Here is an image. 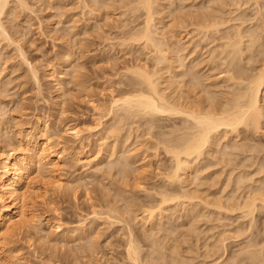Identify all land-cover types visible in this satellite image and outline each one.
Returning <instances> with one entry per match:
<instances>
[{
    "label": "rangeland",
    "instance_id": "rangeland-1",
    "mask_svg": "<svg viewBox=\"0 0 264 264\" xmlns=\"http://www.w3.org/2000/svg\"><path fill=\"white\" fill-rule=\"evenodd\" d=\"M8 1L10 5L8 3L7 7L5 8V11L2 13L3 16H1V20L3 21L4 25L5 23L7 25V26L5 25V28L9 32L8 34L10 36L2 35V37H4L3 39L0 37L1 39L0 40V75H1L0 82L2 81V83H0V155L1 156L5 155L8 151L13 149L12 147L14 148L16 147L18 152H21V148L22 151H24L25 149L23 148H25L26 146L25 143L30 139L31 136H33L36 133L37 129H40L44 131L46 135L49 136L51 135L52 138L50 140H51L52 148L54 150L63 149L66 159L62 162L61 169H59L57 173L65 180L66 184L68 185H65L67 187L64 188L62 187L61 188L62 190L57 189L54 186L53 188L50 181L51 180L50 176L42 175L41 173L38 174V172L36 173L37 175L34 174V177L35 176L36 177L34 178L35 180L33 179L32 182L33 184H31L32 192H30L29 193L30 195L26 197L28 198L26 201L27 202L26 213H27V218L31 220L29 222L30 225L26 223V225H24L21 229H16L15 231H13L11 237H9L6 240V243L0 246V264H130L132 260L130 261L129 258H126L127 252L125 251L128 245L125 244H128L129 240L131 239L135 241L133 242V244H135L134 246L137 245V250L138 248L139 250L144 249V251L142 250L141 252L140 251L138 252L143 253L141 255L145 254L144 255L145 258H148V255L150 254H151L150 256L152 257H154L155 255H156L155 257H158L161 251L163 253L161 254L164 257L167 258L168 256H170L168 257L165 264H171V262L172 264H181L180 261L183 264H216L215 263L216 260H218V262L219 261L221 262L223 259H226V257H230L233 251L234 252L238 251L244 245V244L242 245V243H246V241H248L249 238L250 240L251 238L252 240L254 238L256 240L257 237L258 240L260 239L259 241H261V243H259L260 245L264 243L263 242L264 208L261 209L260 211L258 210L255 213L254 215L255 220L253 219V222L251 223L252 224L251 226L253 227H250L251 229L249 228L251 231L246 230L245 232L248 233H244L245 235L242 233L244 237L242 236L243 238L241 239V234H240L241 231L240 232L237 230L236 232L235 230L231 231L230 228H232L234 225L238 226V224L239 225L241 224L242 226L243 223L245 224L246 227L249 226L250 217L248 216L249 218L246 219L243 217L244 218L243 219V218H239L240 211L227 212L228 213L227 214L226 211L224 212V210H221L220 216L223 215V218L220 219L222 220L224 219V220L223 221L221 220L222 222L221 221L219 222L220 219L217 218L219 216L216 214L218 212L217 210L219 209L217 208L214 209V206L210 205L214 197L215 196L218 197V195L216 194H220L219 195L220 197L222 195L221 193H224L223 194L224 196L222 195L221 199L233 194L235 191H236L235 193L237 194L239 190L235 181L236 179L235 177L237 176L236 174L239 172V170L245 172L249 171L250 174H252L253 179L255 178L256 180L259 177L261 178V176L263 177L264 171L263 172L260 171L261 173H259V175L256 173L259 172V170L257 169L259 168L258 165L259 162L264 160V116L261 118L260 123L262 124L260 125L262 127L260 126V130L257 129L256 131L255 129L250 127H249L250 129L249 128L245 129L247 127L241 125L243 126V127L241 126L239 127L241 133L240 132L234 133L232 131L231 133L229 128L225 134L223 133L225 136L223 135L222 136L227 138L222 139L225 141L221 140V142L224 143L229 141V144H232V142L234 144L236 142L237 144L241 145L240 146L241 148L238 147L240 148V151H238L239 149L236 148L237 149L236 151L233 150L235 151V154L233 153L232 155L231 153V156L230 154H228L226 155V157L221 156L222 154L220 155V153L217 151V153L219 154H217L216 156L220 160H218L217 157L215 156L214 158H211L213 157L211 156L210 159L209 158L207 159V161H201L203 164L201 162L198 164V166L202 164L203 166L202 165L201 166L205 168L204 170L202 169L201 166H200L201 168H197L198 169L197 173H200V178L199 177L197 178L200 181L196 179L197 181L195 180L194 182H192L193 184H189V185L190 187L192 186V188L195 187V185H197V188L198 187L201 188V189L198 188V190H196V193H198L199 191L200 195H198V197L200 198L192 199L193 200L192 201L189 200L188 198L181 197L182 200L181 201L179 199L180 197L178 196L179 197L178 199L180 200L178 201L177 197L175 196L176 199L175 198L172 200L169 199L164 203L162 202L161 197L163 196L165 191H168L167 192L168 195L165 193L167 197H170L169 195L174 196L172 194L178 193V191L180 190L179 188L180 186L177 183L173 184L171 182L172 184H170V182L168 181L169 175H171L169 173L172 170V165L174 162L173 160H171L172 158L170 156L171 154L167 153V151L164 150L166 148L164 149L162 148L164 146L163 144L165 143L161 142L160 140H162L164 137H165L164 139H167L166 138L167 136L164 135L168 134V138L170 136H172L173 138V135H176L178 133L177 131L181 132L180 127H183L185 121L180 122L181 116L161 115L162 116L161 117L159 115H155L158 118L156 117L153 118L155 121L152 120V123L155 122L154 124L156 125H153L151 123L152 125L151 127V125L149 124L150 125L149 126L147 122V120L149 121L151 120L149 119L151 118L149 116H146L147 119L145 117H141L145 115H143L142 113H141L142 115H140L139 112H138L139 115H137V112H134L135 110L131 111L132 113L134 112L133 113L134 116H131L133 115L132 113L129 116L130 112L128 111L124 112V109H119V107L116 108L115 106L114 107L116 109L113 106L110 107V101L112 100L111 97L113 96L119 97V95L122 96L124 91L128 89H134V88L136 89V88H140L141 86L143 87L142 84L138 83L139 79L137 80L135 79L137 78V75L133 69L136 67V65H140V66L144 65L143 67L145 68L150 67L149 69L147 68L146 69L151 72L154 71L155 69L157 71L158 69L159 75L157 73L156 76L159 77L158 79L161 81V83H163V85L160 86L166 87L164 86L166 80H163L165 79L164 76L166 75H164L163 78L160 77L165 71L167 72L166 68L168 66L171 68L174 66L173 71L177 69L174 73L177 72L182 75V73L186 69H188L189 66H191L190 65L191 63H189V61L191 62L192 58L193 59L195 58L194 60H196V62L198 61L197 63H199V65L196 63V65H198L200 68L199 69L197 67L196 68L197 71L201 70L203 76H205L206 74L205 77L202 76L203 77L202 79H205L203 80V82L206 81L207 84L203 83L204 85H201L203 86V88L199 86L197 90L198 85L195 86L196 88H193L190 87L191 86L190 82H188V84L185 83V81L187 82L186 79L189 78L187 75H184L187 77L183 76V78L185 79L184 82H182L183 79L178 74L179 75L178 78L182 79V81L180 79L181 82H179L180 84L179 86H181L182 84V88L181 87L178 88V85L176 84V82L178 83L179 81L178 78H175L178 80L175 82L174 85L171 83L172 86L167 81L166 85L168 83L169 84L167 86L170 85V87L167 88V91L169 93L171 92L170 96L174 97L175 99L176 98L175 96H178L177 98H180L179 95H182L181 99L182 101H184L186 100V96L188 95L189 98L187 97V99L190 100V98H192L190 101L195 100L194 101L195 104L201 103L202 105L203 103H206L205 99L207 98L206 96H208L205 95L206 94L205 92H207L205 87L207 88V85L211 83L210 86H208L211 87V89L209 88L210 90L209 89L208 90L209 92L215 93V95L213 93L210 94H213L214 97H216L217 103L215 102L216 99L214 100V102L217 105L219 103L218 101L223 102L230 100L232 98L231 96L233 95L231 93L234 92L232 91V89L234 90V88H237L236 86L237 84L235 83L237 81H233V80L227 81L226 79L227 76L225 75V73L227 72V67H228L227 64L228 62H230V59L227 57L226 52L222 53L223 51H221L224 48L223 44L225 45L222 39H224L223 37L228 32L226 28H228L230 32L232 31L234 32L236 28H240L241 26H243V29L240 28L241 30L245 29L246 32L250 30L249 32L253 31L255 33H256L255 28H257L256 26H259V28L257 29L258 30L257 33H259L261 37H264L262 35L264 34L263 33L264 28L262 26L264 25L263 24L264 14L261 13L259 14L260 10L264 13L263 11L264 6L261 7V5H264L263 0H258L257 4L256 3L254 4L255 0H249V1L221 0L220 4H219L220 0H212V1L209 0L211 4L209 3L208 0H187V1L157 0L158 7L156 6V4L154 6L155 8L157 7L156 9L157 11L154 10L156 12L155 18L156 19L158 18L157 20H161L159 22L162 23H160L161 24L160 25L159 22H157L158 25L156 28L157 30L156 37L158 36L160 37L161 35L160 38H162L164 36V39L166 41V43H164V46H166L165 44H168L166 46L168 48H170V46L173 43H175L177 39L178 43L180 42L182 44L180 45L179 43V46L180 47L183 46L182 48L184 49L185 53L183 52V50H180L181 48L178 46L177 41H176L177 45H175L174 47L177 46L179 47L180 50L179 55L180 54L185 55L184 57L181 55L180 59H182L183 57L185 63L187 64L186 65L183 63L184 60L179 61L180 59L178 60L180 63H178L177 61L178 58L176 59V56H174L175 54L172 51L173 49H170L172 53L168 52V50L165 49V51L167 50V53H170V54H166V52L164 51L166 57H168L167 59H169V61L166 59L168 63H166V61L164 62L166 68H164L162 64L163 62L156 61V59L158 60L161 57V55L159 58H157L159 54H157L158 52L156 53V50L153 48V46L147 45L146 47L144 46L145 44L142 40H135L134 37H133L134 40L132 39V36H135L133 35L135 34L133 32L136 31V28L138 29L139 27H141V25H143V19L145 16V14L142 15L144 13L143 12L144 10L143 8H141L142 6L139 7L141 4L137 5L138 3L137 0H136L137 3L134 2L135 0L134 1L130 0L132 2H129L128 0L125 1L112 0L113 3L111 1H110L111 3L110 2L103 3L104 1L101 0L102 2L101 5L107 3L110 5V6L108 5V7L104 5L105 6L104 8L100 7L101 5H99V3H95L93 5V3H90L92 0L90 2H88V0L87 1L86 0H26L28 3L24 0L28 5V6L25 5L26 9L25 7H23V5H21L20 2H18V0H8ZM214 1L217 2L215 3ZM17 2L20 3L21 6H19ZM84 2L85 3L87 2L86 3L87 6H84L86 5ZM123 2L125 5L123 4ZM127 2H129L130 4ZM133 2L135 4L134 5L135 7L132 5ZM173 2L174 4H172ZM179 3L181 4L179 5ZM207 3H209L207 5L208 8L206 6ZM96 4H98L99 7ZM176 4L179 8L176 6ZM213 4L215 6H212ZM242 4L244 6L245 5L247 6L244 7ZM239 5H242V7H240ZM251 5L253 7H251ZM210 6H212V8ZM221 6L224 10L220 8ZM196 7L200 9H197ZM217 7L220 8L221 10L219 14L223 13L222 15L224 16V12H225V15H227L224 17L222 16V18L226 19L228 16H230L228 17L229 19L227 20L229 24L224 22V24H227V26L225 27V25L223 26L222 24L221 27H223V29L219 27L220 31L221 29L225 30L223 31L224 33L222 31L221 34H219L220 32L213 33V31L209 33L206 32L205 35L208 36V39L207 38L205 39L206 36L203 34L205 32L204 29L201 28L200 30L199 28L203 25L202 24L203 20L201 21L200 19L202 17L206 18L205 14L207 12L209 13L210 11H213V13H215L214 9L218 10ZM97 8H99L101 12ZM105 8L107 9L105 10ZM139 8H141L142 11ZM189 8H191L192 11ZM209 8H211L212 10ZM90 9H92L91 10L92 12L89 11ZM170 11L171 13L169 14ZM230 11L233 13L232 15L227 14V13H231ZM188 12L189 13L195 12L196 15L192 13L188 15ZM202 12L205 14H203ZM122 13L125 14L122 15ZM213 13L211 12L212 15ZM234 13L236 15H234ZM202 14L205 16H202ZM192 15H194L196 18ZM210 15H207V17ZM237 15L241 17V19L240 18H238L239 20L236 19L238 17ZM180 16L182 17L179 18ZM218 16L221 17V15L218 14L217 16L214 15L212 17H218ZM190 17L193 19H191ZM231 17H236V18H234V21H232L233 18ZM209 19L211 20V18ZM180 20L183 21L181 22ZM229 20H231L232 22H230ZM241 20L245 22L243 23ZM189 21H191V23H189ZM198 22L200 24H198ZM196 24L199 25L198 27L199 30L196 27L197 26ZM230 24H232V26ZM234 25H237V27L236 26H235L236 28L233 27ZM238 25L240 27H238ZM248 26L250 28H248ZM68 28H70L71 30ZM133 28L134 31L132 30ZM230 28H233L234 30ZM118 29L119 31L120 30L121 31L119 32ZM191 29L194 30V32ZM199 31H201V33H199ZM68 33L71 35H69ZM222 33H223V37L221 39L220 36H222ZM6 36L11 37L14 41L10 38L7 39L8 37L6 38ZM67 36L69 40L67 39ZM74 36L75 39H73ZM201 36H205V37H201ZM127 38H129V40ZM126 39L128 40V42H126L127 41ZM131 39L132 41H130ZM164 39L162 38L161 41L162 40L164 41ZM211 39L213 42L211 41ZM245 39H246L245 43L248 45L249 43L247 42H249V38L245 37ZM258 39L256 42H254L255 47L254 45L251 44L248 45V48L246 46L248 50L245 48L246 44L245 43L243 44L244 52H246L248 56H250L254 52L251 56L254 59L249 57L252 59V62L250 61L251 62L250 63L247 60L249 62L248 63L249 65L246 64L247 61L245 54L243 61L246 62V63L244 62L246 65L242 61L240 62L244 64L242 66L248 67V68L245 67L244 69L245 70L248 69V73L250 74L256 72L259 68L261 69L263 66L262 62H264L263 59L264 57L262 56L263 52L262 51L260 52L261 50L260 43L262 41L264 42V38H261L260 40ZM7 40L9 42H7ZM119 40L123 42V44ZM224 40H226V38ZM11 41H13L14 43H12ZM256 43L259 44V46ZM121 44L125 46H122ZM184 44H186L185 48H184ZM250 45L251 47H249ZM219 46H221L220 49L222 47L223 48L219 50ZM214 49L215 52H213ZM256 49L257 50L259 49L258 50L259 52ZM21 53L25 55V58ZM213 55H214V59H213ZM215 55L217 56V58L215 57ZM218 55L221 57H219ZM193 59H192V63L195 62ZM224 59L226 62L224 61ZM219 60H221V62L223 60V62L221 63L219 62ZM174 62H176L175 65ZM181 62L184 64L185 69H182L183 65L181 66ZM201 62H206V63L204 64ZM177 63L178 65L180 64V66H178ZM160 65L162 66L160 67ZM220 65H222L223 68ZM154 66L155 67L159 66V67L155 68ZM32 67L35 70H33ZM160 68L161 70H159ZM244 69H242V71H244ZM221 70H223V72ZM128 71L129 72L132 71L131 73L133 76ZM201 72L199 71L198 73L202 75ZM207 74H209V77H207L208 76ZM135 80L137 81L136 83ZM118 81L122 83L119 82L120 83L119 84L117 83ZM225 82L227 84H225ZM244 83H242L241 85H243ZM185 84L187 85V87ZM188 86L190 88H188ZM223 86L224 87L228 86V87L225 89ZM175 87H177L175 89L177 90V93L174 90ZM222 87L224 89H222ZM200 88L205 91L199 93L201 92ZM212 88L215 90L211 91L213 90ZM186 89H188V92ZM228 89L229 91L232 92H229ZM191 90L194 91V93ZM220 90L221 92L225 91L223 92L224 97L221 96L222 94ZM167 91L165 92L167 93ZM180 91H183L184 93L181 92L180 94ZM172 92L173 94H179V95H172ZM185 92L187 94L186 96L184 95L185 96L184 97L183 94H185ZM197 92L199 93L200 97L205 95V98L197 97L198 95ZM188 93H190V95ZM191 95L193 96L190 97ZM262 95L264 98V94ZM195 98L199 100V102L200 100L201 101L205 100V101L198 103ZM226 98L227 99L230 98V99L225 100ZM263 100L262 103L264 102ZM208 102L209 100L207 101V103ZM115 110L116 112H114ZM121 112H124L125 114ZM127 112L129 114H127ZM120 115H121L120 118L121 120L119 119L120 120L119 121L118 118L120 117ZM138 116L140 118H138ZM122 117L125 120V122L122 119ZM133 117L135 118L133 119ZM161 118L163 119L161 120ZM182 118L184 119V117ZM114 119L116 121H114ZM127 119L130 120L127 121ZM121 121H123V123ZM116 123H118V126L115 125L114 128L113 125ZM181 123L184 124L180 126ZM130 124L132 125L131 129H129ZM144 125H146V127ZM68 126L76 127L78 130H80L79 135L75 137L73 134L71 135L70 133L69 134L64 133L65 132L64 129ZM147 126L149 128L151 127L152 129L149 130ZM171 126L173 127L172 130H175V128H179L180 130L177 129L176 132L174 131L176 134L173 133L172 135ZM165 131L167 132V134ZM161 132H164L165 134ZM161 134L162 137L160 136ZM158 140L161 142L160 144ZM243 142L245 143V145H248V148L246 146L247 149L246 150L244 149L245 150L244 152L242 149V145H244ZM127 148L128 150H126ZM119 150H122L123 152L122 151L120 152ZM125 151L129 152V153L127 152L130 155L129 160L127 159L128 155H126L127 153ZM120 153L124 155H121ZM207 153H205V155ZM123 156H125L126 158L124 159V161L126 160L125 161L127 163L126 165L124 164V161L122 163ZM207 157L208 155L205 158ZM130 158L133 161H131ZM205 158H203L202 160H205ZM227 158H229L228 160L229 163L225 162ZM208 160L210 161V163L211 160L212 162H215V160L220 162L216 161V164L212 163V165L211 164L208 165L206 164L207 162L209 163ZM115 161H117L118 163ZM131 162L134 163V165H131L132 164ZM142 164H144V166L140 168L139 166H141ZM122 166L124 168H122ZM87 167H93L94 170L92 169V171L91 170L89 171ZM199 169L200 171L201 170L202 171L200 172ZM256 170L258 171L255 173ZM167 174H169L168 178H166ZM212 174L214 177L212 176ZM210 175L211 178L213 177L212 179L208 178L210 177ZM197 182L201 184L199 185V183ZM222 186L224 188H222ZM163 187L166 188V190L164 189V192L158 190L161 188L163 189ZM177 188L179 189L177 190ZM248 189H249L248 187L244 188L243 190L240 189V193L245 194V192H247ZM181 191L182 190L179 191V194H182ZM170 192L172 193L170 194ZM205 197L207 199H205ZM201 198L205 200L210 199L209 205L210 207L211 206L212 207L211 208L206 207L207 209L203 210L205 209L203 208L205 206L202 205ZM224 199L226 200V198ZM188 200L190 202L191 201L194 202L195 205L201 200L200 202L201 204L196 205V206L202 205V208H200L201 210L199 211ZM159 201L161 202L159 203ZM159 205L163 207L160 208L161 210L159 209L160 213L156 211L158 210ZM191 207L193 208L195 207L193 211L196 212L197 211L202 212V210L206 212L207 210H209L210 211L209 213L211 214V210H214L212 212H216V213L211 214L212 215V216L210 215L211 217L208 216L209 218L207 217L203 220L201 219L202 217H200L202 215L200 216L198 215L197 217L198 219L195 217L197 219L196 220L195 218H192V216H197V215L192 214ZM148 208L153 209L157 213V216L159 217L162 216V218L158 217L157 218L158 221L157 220L152 221L148 219L149 221H152L150 223L147 220V218H149L147 217L148 211L146 212V210H149ZM189 208L191 210H189ZM128 209H130L131 211ZM127 210L130 212H128ZM188 210L191 211L189 213L192 214V216L190 215L191 218L190 216L185 214V213L188 214L189 212ZM196 212H194V214H197ZM226 214H227V218L225 217ZM126 216L128 217L129 220L126 218ZM124 217L128 221V223L130 222L129 224L126 223ZM240 217L242 216L240 215ZM192 219L195 220L193 221ZM158 222L161 223V226L159 227L157 224ZM192 223H194V226ZM56 225H59V228H55ZM229 225L230 226L233 225V226L229 227ZM192 226L195 228H193ZM144 228L145 230L147 229L148 230L145 231ZM160 228L162 230H160ZM194 229L195 231L197 230L196 233L194 232ZM224 230L226 232H224ZM148 231H149V237L152 236L151 238L152 241L154 240L153 236L156 235L155 238L158 237L156 238L157 242L159 243L160 241H162V243H160L159 245L161 244L164 245L169 243V245H172L171 248L173 246H176L177 249L178 248L179 249L178 250L176 249V251L172 249L173 250L172 252L170 248H168L169 246L167 245L166 248L165 245L164 247L166 249L164 248L163 250H161V248H163V245H161L159 251L157 250V254H159L157 256L156 252L151 249L154 247V245L157 244V242L156 244H154L155 242H153L154 244L153 247L149 245V243H151V239L150 238L148 239V233H147ZM151 231H153L154 233ZM249 232L252 234H250ZM168 233L170 236L167 235ZM222 233L227 234L225 238L228 236L225 242L226 244H228L226 248L227 255L225 254V252H222L224 250L223 247L218 248V250L220 249L219 251L215 249V251L219 252L217 254L213 253V250L212 252L210 251L213 244L219 245L222 243L219 240L224 238L225 234L223 235ZM168 239H170L169 241H171V243L168 241ZM217 240H219L220 243H216ZM260 245L257 244V246H255L256 248L255 247L254 248L260 249L259 248ZM262 250H263L262 257L264 258V247L262 248ZM205 251L206 252L208 251L207 254ZM144 252L149 254L147 255ZM175 252L178 254H176ZM164 253H166L167 255ZM212 253L216 255L213 256ZM220 253H222V255ZM163 256L160 255V257ZM139 257L141 256L139 255ZM172 257H173V261L171 260ZM174 257H176V259ZM143 258L141 259V262L144 261ZM166 258L164 259L166 260ZM127 260L130 262H128ZM157 261H159L158 263L161 264L160 260L157 259ZM168 261L169 263H167ZM250 261L251 260L249 259V261L246 262H250ZM163 263L164 262H162V264ZM262 263L264 264V262Z\"/></svg>",
    "mask_w": 264,
    "mask_h": 264
},
{
    "label": "bare ground",
    "instance_id": "bare-ground-1",
    "mask_svg": "<svg viewBox=\"0 0 264 264\" xmlns=\"http://www.w3.org/2000/svg\"><path fill=\"white\" fill-rule=\"evenodd\" d=\"M26 1V0H25ZM24 0H18V2H20L21 3V5H23V7H25V9H26V6H28L27 4H26V2H25ZM87 1V0H86ZM91 0H88V2H90ZM93 1H95V2H93ZM104 2L103 3H106V2H112V0H103ZM115 1V0H114ZM119 1V0H118ZM125 1V0H124ZM129 2H132V1H130V0H128ZM134 1V0H133ZM156 1V2H155ZM162 1H164V0H162ZM176 1V0H175ZM181 1V0H180ZM183 1V0H182ZM187 1V0H186ZM209 1V0H208ZM212 1V0H211ZM242 1H244V0H242ZM249 1V0H248ZM264 1V0H263ZM12 2V1H11ZM17 2V4H19V6H21L20 5V3H18ZM110 2V3H111ZM129 2H127V3H129ZM134 2H136V0L134 1ZM134 2H133V6L135 5L134 4ZM138 2V3H137ZM137 5H139V4H141L139 7H141V8H143V14L142 15H144L145 14V16H144V19H143V25H141V27H139L138 29L136 28V31L135 32H133V33H135V34H133V35H135V36H132V39H133V37H134V39L135 40H142L143 42H144V46H146L147 47V45H149V46H153V48L156 50V53L157 54H159V56L157 57V58H159L160 57V55H161V57L157 60L156 59V61H160V62H163L162 64H163V66H164V68H166L165 67V65H164V62L166 61V59L168 58V57H166V54H170V53H167V50H168V52H171V50L170 49H173L172 51H173V53L175 54L174 56H176V59H177V61L181 58V55L182 54H180L179 55V52H180V50H183V52H184V49L182 48L183 46H179V43H178V40L176 39V41H177V44H178V46L181 48L180 50H179V47L177 46V47H174L175 45H177L176 44V41H175V43H171L170 41V43L173 45V47H172V45L170 46V48H168V47H166L168 44H165L166 46H164V43H166V41H165V39H164V36L162 37L163 39H164V41L162 40L161 41V39L162 38H160L161 37V35H160V37L158 36V37H156V28H157V22H159V21H161V20H157L156 18H155V16H156V12L154 11V10H156L157 9V0H137ZM215 2V1H214ZM213 2V3H214ZM217 2V1H216ZM215 2V3H216ZM220 2H221V0L219 1V4H220ZM241 2V1H240ZM239 2V3H240ZM8 3H9V1L8 0H0V37L3 39L4 37H2V35L3 36H5V35H8V36H10L8 33V31L6 30V28H5V25H6V23H5V25H4V23H3V21L1 20V16H3L2 15V13L5 11V8L7 7V5H8ZM28 3V2H27ZM82 3V2H81ZM85 3V2H84ZM87 3V2H86ZM85 3V4H86ZM90 3H93V5L95 4V3H99V5H101V0H92ZM104 4L105 6H107L108 7V5L109 4ZM113 3V2H112ZM116 3V2H115ZM161 3V2H160ZM166 3V2H165ZM182 3V2H181ZM181 3H179V5L181 4ZM209 3H210V1H209ZM209 3H207L206 4V6L209 4ZM235 3V2H234ZM242 3V2H241ZM243 3H245V2H243ZM246 3H248V2H246ZM250 3V2H249ZM257 4L258 3V0H255V2H254V4ZM13 4H14V2H13ZM16 4V3H15ZM16 4V5H17ZM119 4V3H118ZM123 4H124V2H123ZM130 4V3H129ZM155 4H156V8L154 7L155 6ZM164 4V3H163ZM172 4H174V2L172 3ZM211 4V3H210ZM218 4V5H219ZM231 4V3H230ZM261 4H263V3H261ZM9 5H10V3H9ZM26 5V6H25ZM58 5V4H57ZM98 7H99V5L98 4H96ZM103 4L100 6V7H105ZM112 5V4H111ZM125 5V4H124ZM131 5V6H132ZM136 5V6H137ZM162 5V4H161ZM222 5V4H221ZM236 5V4H235ZM243 5V4H242ZM242 5H239L240 7H242ZM260 5V4H259ZM259 5H257V6H259ZM18 6V5H17ZM29 6H30V4H29ZM84 6H87V4L86 5H84ZM84 6H82V7H84ZM110 6V5H109ZM127 6H129V5H127ZM176 6H177V4H176ZM183 6V5H182ZM188 6V5H187ZM212 6H215L214 4L212 5ZM212 6H210L211 8H212ZM244 6V5H243ZM247 5H245L244 7H246ZM264 5H261V7H263ZM10 7V6H9ZM22 7V8H23ZM90 7V6H89ZM94 7V6H93ZM121 7H123V6H121ZM125 7V6H124ZM135 7V6H134ZM133 7V8H134ZM138 7V6H137ZM136 7V8H137ZM163 7H164V5H163ZM171 7V6H170ZM178 7V6H177ZM203 7V6H202ZM229 7V6H228ZM251 7H253L252 5H251ZM250 7V8H251ZM88 8V7H87ZM127 8V7H126ZM125 8V9H126ZM131 8V7H130ZM141 8H139V9H141ZM162 8V7H161ZM160 8V9H161ZM179 8V7H178ZM182 8V7H181ZM192 8V7H191ZM191 8H189L190 10H191ZM197 8V7H196ZM195 8V9H196ZM207 8H208V6H207ZM211 8H209V9H211ZM218 8V7H217ZM216 8V9H217ZM221 9H223L222 8V6L220 7ZM220 8H218V10H215L214 9V12L215 13H217L218 15H221V17H212V16H214V15H216L217 16V14H215V13H213V11H210L208 14L206 13V11H205V13H203V14H205V15H203L202 14V16H205L206 18H211V20L209 19H206V18H199L202 22V26L201 27H199V25H197L196 27L198 28H200V30H201V28L202 29H204V35L206 34V32L207 33H209V32H212L213 31V33L214 32H220L219 34H221V31L223 32V31H225V30H222L223 29V27H221L222 26V24H223V26L225 25V27L227 26V24H229V22L227 21L229 18L228 17H230V16H228L226 19L225 18H222V14L220 13L219 14V12H221V10H220ZM249 8V7H248ZM21 9V8H20ZM24 9V8H23ZM28 9V8H27ZM30 9V8H29ZM98 10H100L99 8H97ZM102 9V8H101ZM107 8H105V10H106ZM138 9V10H139ZM163 9V8H162ZM197 9H200V8H197ZM231 9V8H230ZM242 9V8H241ZM247 9V8H246ZM259 9V8H258ZM9 10V9H8ZM11 10H12V7H11ZM14 10V9H13ZM84 10V9H83ZM92 9H90L89 11H91ZM212 10V9H211ZM224 10V9H223ZM233 10H235V9H233ZM260 10V9H259ZM258 10V11H259ZM263 10V9H262ZM10 11V10H9ZM15 11V10H14ZM24 11V10H23ZM88 11V10H87ZM94 11V10H93ZM126 11V10H125ZM141 11H142V9H141ZM157 11V10H156ZM188 11V10H187ZM192 11V10H191ZM197 11V10H196ZM199 11V10H198ZM202 11V10H201ZM209 11V10H208ZM218 11V12H217ZM229 11V10H228ZM243 11V10H242ZM257 11V12H258ZM264 11V10H263ZM92 12V11H91ZM100 12H101V10H100ZM103 12H104V10H103ZM107 12V11H106ZM134 12V11H133ZM138 12V11H137ZM154 12H155V14H154ZM211 12L213 13V15L211 14ZM231 12V11H230ZM235 12V11H234ZM241 12V11H240ZM13 13V12H12ZM87 13V12H86ZM90 13V12H89ZM94 13H96V12H94ZM171 13V11L169 12V14ZM173 13V12H172ZM186 13V12H185ZM190 13H192V12H190ZM189 12H188V15L190 14ZM201 13V12H200ZM264 14L261 10L259 11V14ZM4 14H6V13H4ZM123 14H125V13H122V15ZM178 14V13H177ZM192 14H195V12H193ZM198 14V13H197ZM212 16H211V15ZM227 14H233L232 12L231 13H227ZM173 15V14H172ZM196 15V14H195ZM200 15V14H199ZM207 15H210V16H208L207 17ZM234 15H236L235 13H234ZM255 15V14H254ZM254 15H253V17H254ZM120 16H121V14H120ZM135 16V15H134ZM158 16V15H157ZM192 16H194V15H192ZM224 16H227V15H225V12H224ZM223 16V17H224ZM238 16V15H237ZM6 17V16H5ZM90 17V16H89ZM136 17V16H135ZM141 17V16H140ZM143 17V16H142ZM174 17V16H173ZM176 17V16H175ZM182 16H180L179 18H181ZM195 17V16H194ZM198 17V16H197ZM261 17H262V15H261ZM177 18V17H176ZM191 18V17H190ZM196 18V17H195ZM213 18V19H212ZM231 18H233L232 19V21H234V18H236V17H231ZM238 18H240L241 19V17H237L236 19H238ZM244 18H246V17H244ZM252 18V17H251ZM256 18V17H255ZM123 19V18H122ZM126 19V18H125ZM137 19H138V17H137ZM140 19V18H139ZM191 19H193V18H191ZM206 19V20H205ZM259 19H260V17H259ZM259 19H258V21H259ZM263 19V18H262ZM4 20V19H3ZM89 20V19H88ZM101 20V19H100ZM136 20V19H135ZM184 20V19H183ZM182 20V21H183ZM199 20V21H200ZM227 22H226V21ZM239 20V19H238ZM244 20V19H243ZM247 20V19H246ZM253 20V19H252ZM251 20V21H252ZM126 21V20H125ZM179 21V20H178ZM181 21V20H180ZM181 21V22H182ZM196 21H197V19H196ZM230 22H232L231 20H229ZM237 21V20H236ZM242 21V20H241ZM257 21V22H258ZM264 21V20H263ZM96 22V21H95ZM124 22V21H123ZM224 22L225 23H227V24H224ZM243 23L245 22V21H242ZM256 22V23H257ZM160 23H162V22H159V24ZM189 23H191V21H189ZM194 23V22H193ZM242 23V24H243ZM263 23V22H262ZM96 24V23H95ZM129 24V23H128ZM138 24V23H137ZM141 24V23H140ZM165 24V23H164ZM198 24H200L199 22H198ZM241 24V25H242ZM249 24V23H248ZM264 24V23H263ZM116 25V24H115ZM123 25V24H122ZM130 25V24H129ZM161 25V24H160ZM192 25V24H191ZM231 26H232V24H230ZM244 25V24H243ZM252 25H253V23H252ZM7 26V25H6ZM120 26V25H119ZM163 26V25H162ZM168 26V25H167ZM237 27V25H234L233 27ZM254 26H256V25H254ZM263 26V28H264V25H262ZM63 27V26H62ZM70 27V26H69ZM121 27V26H120ZM128 27V26H127ZM127 27H126V30H127ZM131 27V26H130ZM129 27V28H130ZM136 27V26H135ZM170 27V26H169ZM193 27H194V25H193ZM219 27H221L222 29H221V31H220V28ZM235 27V28H236ZM238 27H240L239 25H238ZM253 27V26H252ZM257 28H255V30H256V33L255 32H253V31H251V32H246L245 31V29L244 30H241V29H243V26H241L240 28H236V30H234L233 28H230V29H233L234 30V32L232 33V32H230L229 31V29L228 28H226L227 30H228V32H229V34H228V32L225 34V36L223 37V33H222V36H220L219 34V36H220V38L222 39V37L225 39L226 38V40H224V39H222V41L225 43V45L223 44V50H221L220 49V47L221 46H219V50H221V51H223L222 53H224V52H226V55H227V57L230 59V62H228V67H227V74L225 73V75L227 76L226 77V79H227V81L228 80H233V81H237V82H235L234 84L237 86V88H234V90L232 89V91H234L233 93H231V94H233L230 98H228V99H230V100H228L227 98L225 99V100H228V101H218L219 103H218V105L216 104L217 102V99H216V97H214V95H215V93H213V92H209V90L211 89V87H208V86H210V84L211 83H209V85H207V88L205 87V89H206V91L207 92H205L204 94L205 95H208V96H206L207 98L205 99L206 100V103H203L202 105H201V103L200 102H203V101H205V100H203V101H201L200 100V102H199V100H197L196 98L197 97H200V95H199V93H202V91H205V90H203V89H201L200 91L201 92H197L198 93V95H197V97L195 98L196 99V101L198 102V103H200V104H195L194 103V101L195 100H193V101H190L192 98H190V100L189 99H187V97L189 98V96L187 95L186 96V92H185V94H183V96L185 95L186 96V100H184V101H182V99H181V96L182 95H179V94H173V92H172V95H179V97L180 98H177L178 96H175L176 98L174 99V97H172V96H170L171 94V92L169 93L168 91H167V88H169L170 87V85L172 86V84L174 85L175 84V82L179 79V81H178V83L176 82V84L178 85V88L179 87H181L182 88V84H181V86H179L180 84H179V82H181L182 81V79H183V81L182 82H184V79L185 78H183V76L184 75H187L189 78H187L186 80H187V82L185 81V83H187L188 84V82H190L191 83V86L190 87H193V88H196L195 86L196 85H198L197 86V90H198V88H199V86H201V85H204L203 83H206L207 84V82L205 81V82H203V80H205V79H202L203 77H205L206 76V74H205V76H203V74H202V72H201V70H199L200 72H201V74L202 75H200L198 72L199 71H197V67L199 68V63H197L196 62V60H194L193 58V60L195 61L194 63H192V59H191V62L189 61V63H191L190 65L191 66H189L188 67V69H186L183 73H182V75L181 74H179V73H174L175 71H173L174 70V66L171 68V67H169L168 66V64H167V74L164 72L163 74H162V76H160V77H162L163 78V76L164 75H166V76H164V78L165 79H163V80H166V83H167V81L170 83V85L169 86H167L166 85V83H164V86H166V87H163V86H160V85H163V83H161V81L158 79L159 77H157L156 75H157V73H158V69H157V71H156V69L154 70V71H149V70H147V69H149V68H145V67H143V66H140V65H136V67L133 69L134 70V72L136 73V75H137V78H135L136 80L137 79H139V81H138V83L139 84H142L143 85V87L141 86L140 88H134V89H128V90H125L124 91V93H123V95L121 96V95H119V97L118 96H113V97H111L112 98V100L110 101V107L111 106H115L116 108H118L119 107V109H124V112L125 111H128V112H130V114L127 112V114H129V116L131 115V111L133 110H135L134 112H137V115H145V116H141V117H145L146 119H147V117L146 116H149V117H151V118H149V119H151L150 121L149 120H147V122H148V125L150 124L151 125V123H152V120L153 121H155L153 118H155L156 116L155 115H159V116H161V115H172V116H181V119H180V122L182 121H185V124L184 123H181V125L180 126H182L183 124V127H180V129H181V132H179V131H177V129L178 130H180L179 128H175V130H172L173 129V127L171 128V134L173 135V133H175L176 131L178 132L176 135H173V138H172V136H170L169 138H168V134H167V132H166V134L167 135H164V136H167L166 138L167 139H162V140H164V141H162V140H160V137H159V140L161 141V142H163V143H165V144H163L164 146L162 147L163 149L164 148H166V149H164L165 151H167V153H169V154H171L170 156L172 157L171 158V160H173V165H172V170H171V172L169 173V174H171V175H169V174H167V177L166 178H168V175H169V179H168V181L170 182V184H174V183H177V184H179V188H180V190H182L181 192H182V194H179V191H178V193H176V194H172V195H174V196H171V195H169L170 197H167V192L168 191H165V193L167 194H163V196L161 197V200H162V202H166V201H168L169 199H174L175 198V196L177 197V200L178 201H180L181 200V197H184V198H188L189 200H192V199H195V198H200V197H198V195H200V193H199V191H198V193H196V190H198V188L199 189H201L200 187H198L197 188V185H195V187H193L192 188V186L190 187V185L189 184H193L192 182H194L196 179L198 180V178L197 177H199L200 178V173H197L198 172V169L197 168H201L203 165V163L201 162V161H207V159L209 158L210 159V157L211 156H213V157H211V158H214V156L215 157H217L216 155L217 154H219L220 153V155L221 156H224V157H226V155H228V154H230V156H231V153H232V155H233V153L235 154V151L237 150L236 148H238V147H240L241 145H239V144H237L236 142L233 144V142H232V144H229V141L228 142H224V143H222L221 142V140L222 139H225V138H227V137H223V136H225L224 134L228 131V128L230 129V132L232 131V132H234V133H238V132H240V129H239V127L241 126V125H243V126H245V127H247V128H245V129H248L249 127L250 128H253V129H255L256 131H257V129L258 130H260V124H262V123H260L261 122V118L264 116V102L262 103V100L264 99L263 98V95L262 94H264V62H262V64H263V66H262V68L260 69H256L257 71L256 72H253V73H248V69L247 70H245L244 68L246 67H244V66H242V65H244L246 62L245 61H243V59H244V54L246 55V61L248 60L249 62L251 61L252 62V59H254L253 57H251L252 56V54L254 53H250L251 55L250 56H248L247 54H246V52H244V43L246 42V39H245V37H248L249 38V42H247V43H249V44H251V45H254V42H256L257 41V39L258 40H260L261 38H264V37H261L260 35H259V33H257L258 32V28H259V26H256ZM261 27V26H260ZM8 28V27H7ZM54 28V27H53ZM67 28V27H66ZM71 28V27H70ZM70 28H68V29H70ZM123 28H125V27H123ZM171 28V27H170ZM199 28H198V30H199ZM247 28V27H246ZM248 28H250L249 26H248ZM9 29V28H8ZM57 29V28H56ZM121 29V28H120ZM155 29V30H154ZM168 29V28H167ZM54 30V29H53ZM71 30V29H70ZM133 31H134V28L132 29ZM131 30V31H132ZM164 30H166V29H164ZM172 30V29H171ZM192 30V29H191ZM251 30H252V28H251ZM64 31V30H63ZM68 31V30H67ZM118 31H119V29H118ZM121 31V30H120ZM119 31V32H120ZM163 31V30H162ZM161 31V32H162ZM187 31V30H186ZM193 32H194V30H192ZM203 31V30H202ZM244 31V32H243ZM128 32V31H127ZM168 32V31H167ZM174 32V31H173ZM196 32V31H195ZM261 32H262V30H261ZM123 33H124V31H123ZM129 33H131V32H129ZM160 33V32H159ZM163 33V32H162ZM182 33H184V32H182ZM197 33V32H196ZM199 33H201V31H199ZM264 33V32H263ZM66 34H67V32H66ZM69 34V33H68ZM73 34V33H72ZM171 34V33H170ZM178 34V33H177ZM211 34V33H210ZM69 35H71V34H69ZM129 35V34H128ZM215 35H216V33H215ZM263 36H264V34H262ZM8 36H6V38L8 37ZM15 36V35H14ZM13 36V37H14ZM119 36H121V35H119ZM126 36H127V34H126ZM187 36V35H186ZM206 36V35H205ZM205 36H201V37H205ZM212 36V35H211ZM261 38H260V37ZM166 37V36H165ZM180 37V36H179ZM12 39L11 37H8L7 39ZM130 38V37H129ZM129 38H127L128 40H129ZM159 38H160V40H159ZM168 38V37H167ZM175 38H177V37H175ZM188 38H189V35H188ZM208 39V36H206L205 37V39ZM217 38V37H216ZM67 39H68V36H67ZM73 39H75V36H74V38ZM124 39V38H123ZM126 39V40H127ZM132 39L130 40V41H132ZM133 39V40H134ZM169 39V38H168ZM178 39H180V38H178ZM1 40V39H0ZM13 40V39H12ZM69 40V39H68ZM125 40V39H124ZM128 40L126 41V42H128ZM170 40V39H169ZM172 40H173V37H172ZM202 40V39H201ZM215 40V39H214ZM248 40V39H247ZM14 41V40H13ZM13 41H11L12 43H14ZM120 41V40H119ZM183 41V40H182ZM209 41H210V39H209ZM208 41V42H209ZM211 41H212V39H211ZM226 41V42H225ZM262 41V40H261ZM261 41H259V42H261ZM7 42H9L8 40H7ZM10 42V43H11ZM121 42V41H120ZM119 42V43H120ZM125 42V43H126ZM174 42V41H173ZM213 42V41H212ZM122 44H123V42H121ZM140 43V42H139ZM170 43H169V45H170ZM197 43H199V42H197ZM258 43V42H257ZM256 43V44H257ZM16 44H19V43H16ZM15 44V45H16ZM121 44V45H122ZM218 44V43H217ZM246 44V43H245ZM248 44V45H249ZM12 45H14V44H12ZM130 45V44H129ZM131 45H132V43H131ZM139 45V44H138ZM141 45H142V43H141ZM180 45H182L181 43H180ZM185 45L186 44H184V48H185ZM199 45V44H198ZM248 45L246 44L245 45V48H246V46H247V48H248ZM251 45L249 46V47H251ZM258 46H259V44H257ZM17 46V45H16ZM122 46H125V45H122ZM260 52L262 51L263 53H262V56L264 57V42L262 41L261 43H260ZM20 47V46H19ZM145 47V48H146ZM164 47H166V48H164ZM172 47V48H171ZM188 47V46H187ZM254 47H255V45H254ZM152 48V47H151ZM150 48V49H151ZM152 48V49H153ZM212 48V47H211ZM246 48V49H247ZM257 48V47H256ZM18 49V48H17ZM153 49V50H154ZM165 49H167L166 51H165ZM251 49V48H250ZM249 49V50H250ZM21 50V49H20ZM191 50V49H190ZM248 50V49H247ZM257 50V49H256ZM255 50V51H256ZM259 50V49H258ZM257 50V51H258ZM150 51V50H149ZM152 51V50H151ZM166 52V54H165V52ZM211 51V50H210ZM246 51V50H245ZM20 52V51H19ZM153 52H155V51H153ZM213 52H215V49H214V51ZM220 52V51H219ZM259 52V51H258ZM258 52H257V54H258ZM172 53V52H171ZM182 53V52H181ZM185 53V52H184ZM191 53V52H190ZM190 53H189V55H190ZM221 53V54H222ZM23 56H24V58H25V55L23 54V53H21ZM186 54H188V53H186ZM214 54V53H213ZM218 54V53H217ZM256 54V53H255ZM63 55V54H62ZM67 55H69V54H67ZM154 55H155V53H154ZM173 55V54H172ZM193 55V54H192ZM211 55H212V53H211ZM224 55V54H223ZM222 55V56H223ZM168 56V55H167ZM170 56V55H169ZM183 57L185 56V55H182ZM196 56V55H195ZM219 56V55H218ZM260 56V55H259ZM65 57V56H64ZM70 57V56H69ZM182 57V59H180L179 61H183L184 60V58ZM212 57V56H211ZM210 57V58H211ZM215 57L217 58V56L215 55ZM219 57H221V56H219ZM224 57V56H223ZM226 57V56H225ZM226 57V58H227ZM249 57H251V58H249ZM255 57V56H254ZM135 58V57H134ZM156 58V57H155ZM174 58V57H173ZM185 58H187V57H185ZM190 58V57H189ZM249 58V59H248ZM257 58V57H256ZM258 58H260V57H258ZM175 59V58H174ZM174 59H173V61H174ZM199 59V58H198ZM213 59H214V55H213ZM262 59V58H261ZM264 59V58H263ZM153 60V59H152ZM155 60V59H154ZM168 61H169V59H167ZM171 60V59H170ZM187 60V59H186ZM190 60V59H189ZM204 60V59H203ZM210 60H212V59H210ZM209 60V61H210ZM146 61V60H145ZM178 61V63H180ZM214 61V60H213ZM224 61H225V59H224ZM245 62L244 64L243 63H240V62ZM247 61V63L246 64H248L249 62ZM256 61V60H255ZM29 62V61H28ZM134 62V61H133ZM172 62V61H171ZM208 62V61H207ZM219 62H221V60H219ZM222 62H223V60H222ZM221 62V63H222ZM226 62V61H225ZM250 62V63H251ZM156 63V62H155ZM166 63H168L167 61H166ZM165 63V64H166ZM178 63H177V65H178ZM183 63L184 64H186L185 63V60L183 61ZM182 62H181V66L183 65V68L182 69H185L184 68V64H183ZM187 63H188V61H187ZM196 63L198 64V65H196ZM201 63H206V62H201ZM213 63H215V62H213ZM218 63V62H217ZM216 63V64H217ZM260 63V62H259ZM28 64V63H27ZM130 64V63H129ZM159 64V63H158ZM170 64H172V63H170ZM169 64V65H170ZM176 64V62H174V65ZM225 64V63H224ZM245 64V65H246ZM253 64H254V62H253ZM252 64V65H253ZM256 64V63H255ZM187 65V64H186ZM202 65V64H201ZM200 65V66H201ZM219 65V64H218ZM217 65V66H218ZM249 65V64H248ZM257 65V64H256ZM31 66V65H30ZM146 66V65H145ZM162 65H160V67H161ZM178 66H180V64L178 65ZM177 66V67H178ZM220 66H222V65H220ZM225 66V65H224ZM255 66V65H254ZM127 67V66H126ZM134 67V66H133ZM132 67V68H133ZM155 67V66H154ZM153 67V68H154ZM159 67V66H158ZM158 67H155V68H158ZM177 67H175V68H177ZM249 67H251V66H249ZM35 68V67H34ZM181 68V67H180ZM187 68V67H186ZM213 68V67H212ZM217 68V67H216ZM222 68H223V66H222ZM246 68H248V67H246ZM32 69H33V67H32ZM165 69V70H166ZM200 69V68H199ZM204 69V68H203ZM242 69H244V71H242ZM251 69V68H250ZM30 70H31V68H30ZM33 70H35V69H33ZM128 70V69H127ZM132 70V69H131ZM132 70V71H133ZM159 70H161V68L159 69ZM179 70V69H178ZM224 70V69H223ZM223 70H221L222 72H223ZM253 70V69H252ZM132 71H128L129 73H131ZM164 71V70H163ZM247 71V72H246ZM250 71V70H249ZM32 72V71H31ZM208 72V71H207ZM206 72V73H207ZM244 72H246V73H244ZM127 73V72H126ZM128 73V74H129ZM181 73V72H180ZM134 74V73H133ZM180 75V77L182 78H178V76ZM38 75V74H37ZM131 75H132V73H131ZM130 75V76H131ZM158 75H159V73H158ZM208 76L207 77H209V74H207ZM1 76V75H0ZM133 76V75H132ZM187 76H184V77H187ZM203 76V77H202ZM222 77H224V76H222ZM36 78V77H35ZM175 78H178V79H175ZM221 78V77H220ZM39 79V78H38ZM37 79V80H38ZM161 79V78H160ZM180 79H181V81H180ZM225 79V80H226ZM128 80V79H127ZM135 80V83L137 82ZM162 80V79H161ZM206 80H207V78H206ZM210 81V80H209ZM224 81V80H223ZM226 81V82H227ZM244 81H245V83H244ZM62 82V81H61ZM120 81H118L117 83H119ZM218 82V81H217ZM225 82V84H227ZM0 83H2V81L0 82ZM63 83V82H62ZM120 83H122V82H120ZM119 83V84H120ZM131 83V82H130ZM172 83V84H171ZM190 83H189V85H190ZM242 83H244L243 85H241ZM184 84V83H183ZM217 84V83H216ZM215 84V85H216ZM224 84V85H225ZM238 84H239V86H238ZM128 85V84H127ZM135 85V84H134ZM186 85V84H185ZM220 85V84H219ZM123 86V85H122ZM125 86V85H124ZM129 86V85H128ZM127 86V87H128ZM132 86V85H131ZM206 86V85H205ZM232 86V85H231ZM183 87H184V85H183ZM186 87H187V85H186ZM189 86H188V88H190ZM202 88H203V86H201ZM214 87H216V86H214ZM217 87H218V85H217ZM221 87V86H220ZM224 87V86H223ZM222 87V89H226L228 86H226V87H224L223 88ZM230 87V86H229ZM233 87H234V85H233ZM232 87V88H233ZM61 88V87H60ZM123 88V87H122ZM177 87H175L174 88V90L176 89ZM180 88V89H181ZM210 88V89H209ZM124 89H126V88H124ZM179 89V90H180ZM184 89V88H183ZM209 89V90H208ZM213 89V88H212ZM231 89V88H230ZM118 90V89H117ZM121 90V89H120ZM178 90V91H179ZM182 90V89H181ZM187 90V92H188V89H186ZM215 89H213V90H211V91H214ZM217 90V89H216ZM165 91H167V93L165 92ZM172 91V90H171ZM176 91V93H177V90H175ZM190 91V90H189ZM192 91V90H191ZM228 91H229V89H228ZM232 91H229V92H232ZM122 92H123V90H122ZM181 92H183V91H180V94H181ZM193 93H194V91H192ZM220 92H221V90H220ZM223 92H225V91H222L221 92V96H223ZM169 93V94H168ZM179 93V92H178ZM184 93V92H183ZM192 93V94H193ZM210 93H213V94H210ZM219 93V92H218ZM113 94V93H112ZM111 94V95H112ZM118 94V93H117ZM120 94V93H119ZM189 95H190V93H188ZM226 94V93H225ZM227 94H228V92H227ZM114 95V94H113ZM194 95V94H193ZM193 95H191L190 97H192ZM203 95V94H202ZM205 95H203V96H201L202 98H205ZM230 95V94H229ZM184 96V97H185ZM220 96V95H219ZM220 96V97H221ZM173 99H172V98ZM183 97V98H184ZM200 97V98H201ZM224 97V96H223ZM217 98H218V95H217ZM222 98V97H221ZM181 99V100H180ZM185 99V98H184ZM216 99V100H215ZM189 100V101H188ZM209 100V104L207 103V101ZM214 100H215V102H214ZM221 100V99H220ZM264 101V100H263ZM191 102V103H190ZM214 102V103H213ZM112 103V104H111ZM207 104V105H206ZM216 104V105H215ZM262 104H263V106H262ZM114 107V108H115ZM115 108V109H116ZM113 109V108H112ZM114 110V109H113ZM110 111V110H109ZM112 111V110H111ZM122 111V110H121ZM114 112H116V110L114 111ZM118 112V111H117ZM124 112H121V113H124ZM133 112V113H134ZM138 112H139V114H138ZM111 113H113V112H111ZM132 113V114H133ZM142 113V114H141ZM116 114V113H115ZM118 114V113H117ZM125 114V113H124ZM114 115V114H113ZM151 115V116H150ZM117 116V115H116ZM123 116V115H122ZM131 116H134V114L133 115H131ZM119 117V116H118ZM125 117V116H124ZM128 117V116H127ZM136 117V116H135ZM135 117H133V119L135 118ZM162 117V116H161ZM168 117V116H167ZM182 117H184V119L182 118ZM121 118V115H120V117L118 118V120ZM132 118V117H131ZM138 118H140L139 116H138ZM156 118H158V117H156ZM176 118V117H175ZM122 119H123V117H122ZM163 118H161V120H162ZM171 119V118H170ZM117 120V121H118ZM121 120V119H120ZM119 120V121H120ZM124 120V119H123ZM128 120H130V119H127V121ZM145 120V119H144ZM167 120H168V118H167ZM114 121H116L115 119H114ZM146 121V120H145ZM145 121H144V124H145ZM158 121V120H157ZM156 121V122H157ZM178 121H179V119H178ZM122 123H123V121H121ZM124 122H125V120H124ZM150 122V123H149ZM130 123V122H129ZM155 122H153L152 124L153 125H156V124H154ZM179 123V122H178ZM120 124V123H119ZM132 124V123H131ZM130 124V128L129 127H127V128H129V129H131V127H132V125ZM147 124V123H146ZM172 124V123H171ZM115 125H117L118 126V123H116V124H114L113 125V127L115 128ZM149 125V126H150ZM167 125V124H166ZM174 125V124H173ZM145 127H146V125H144ZM243 126H241V127H243ZM126 127V126H125ZM148 127V126H147ZM151 127H152V125H151ZM149 128V130H151L152 128ZM154 127V126H153ZM170 127V126H169ZM262 127V126H261ZM121 128V127H120ZM127 128H125V129H127ZM147 128V129H148ZM249 128V129H250ZM124 129V130H125ZM128 129V130H129ZM168 129H170V128H168ZM252 129V130H253ZM65 132L64 133H70L71 135L73 134L75 137L76 136H78L79 135V131L80 130H78L76 127H66L65 129ZM183 130V131H182ZM241 130H242V128H241ZM35 131V130H34ZM146 131V130H145ZM162 131V130H161ZM175 131V132H174ZM247 131V130H246ZM254 131V130H253ZM231 132V133H232ZM244 132V131H243ZM128 133H129V131H128ZM128 133H127V135H128ZM150 133V132H149ZM159 133V132H158ZM161 133H164V132H161ZM168 133H170V132H168ZM224 133V134H223ZM233 133V134H234ZM241 133V132H240ZM51 134H53V133H51ZM56 134V133H55ZM165 134V133H164ZM130 135V134H129ZM155 135V134H154ZM170 135V134H169ZM223 135V136H222ZM57 136H58V134H57ZM56 136V137H57ZM159 136V135H158ZM161 137H162V134L160 135ZM238 136H239V134H238ZM223 137V138H222ZM52 137H51V135L49 136V135H46L45 133H44V131H42V130H40V129H37L36 130V133L33 135V136H31L30 137V139L25 143L26 144V146H25V148H23V149H25L24 151H22V148H21V152H18V150L16 149V147L14 148V147H12L13 149H11L10 151H8L5 155H3V156H1L0 155V246L1 245H3V244H5L6 243V240L9 238V237H11V234H12V232L13 231H15L16 229H21L24 225H26V223L27 224H29V222L31 221L30 219H28L27 218V213H26V204H27V199L28 198H26V197H28V195H30L29 193L30 192H32V185L31 184H33L32 182H33V179L36 177H34V174L35 175H37L36 173L38 172V174L39 173H41L42 175H48V176H50L51 178V184H52V187L54 186V187H56L57 189H61L62 187L64 188V187H67V186H65V185H68V184H66V182H65V180L60 176V175H58V171H59V169H61V165H62V162L66 159V156L64 155V151H63V149L61 150H54L53 148H52V144H51V139ZM127 138V137H126ZM236 138V137H235ZM238 138V137H237ZM156 139H157V137H156ZM158 140V141H159ZM230 140V139H229ZM159 141V144L161 143ZM222 141H225V140H222ZM226 141H227V139H226ZM11 142V141H10ZM240 142V141H239ZM118 143V142H117ZM244 143V142H243ZM119 144V143H118ZM120 145V144H119ZM122 145V144H121ZM117 146V145H116ZM161 146V145H160ZM246 146H247V148H248V145H245V143H244V145H242V149H243V152L247 149L246 148ZM119 147V146H118ZM117 147V148H118ZM159 147V146H158ZM158 147H156V148H158ZM216 147V148H215ZM234 147H235V149H234ZM253 147V146H252ZM117 148H115V149H117ZM120 148V147H119ZM122 148V147H121ZM124 148V147H123ZM161 148V147H160ZM233 148V149H232ZM241 148V147H240ZM240 148H238L239 150L238 151H240ZM245 149V150H244ZM126 150H128V148L126 149ZM233 150H235V151H233ZM20 151V150H19ZM120 152L122 151V150H119ZM216 151V152H215ZM217 151L219 152V153H217ZM242 151V150H241ZM23 152V153H22ZM123 152V151H122ZM126 152V151H125ZM128 152V151H127ZM126 152V153H127ZM210 153V154H208V153ZM216 154H215V153ZM242 152V153H243ZM129 153V152H128ZM126 154V155H128V157H127V159L129 160V154ZM205 153H207L206 155H205ZM213 153H214V155H213ZM239 153H241V152H239ZM121 155H124V154H122V153H120ZM125 155V156H126ZM204 155H205V157L208 155V157L207 158H205L204 157ZM236 155H238V154H236ZM125 156H123L122 158V163H123V161H124V159H126L125 158ZM121 157V156H120ZM133 158V157H132ZM203 158H205V160H202ZM119 159V158H118ZM217 159L218 160H220L218 157H217ZM222 159H223V157H222ZM221 159V160H222ZM130 160H131V158H130ZM228 160H229V158H227V160L225 161V162H228ZM231 160V159H230ZM119 161V160H118ZM126 161V160H125ZM124 161V164L126 165L127 163ZM131 161H133V160H131ZM209 161V160H208ZM216 161L217 160H215V162H212V160H211V163H210V161H209V163L207 162H205L206 164H211L212 165V163H215L216 164ZM223 161V160H222ZM264 161V160H263ZM263 161H261V162H259V168H257L258 170H259V172H257L258 170H256L255 171V173L256 174H258L259 175V173H261V172H263L264 170V162ZM115 162H117V161H115ZM202 163L201 165H199L198 166V164L199 163ZM217 162H220V161H217ZM118 163V162H117ZM130 163V162H129ZM128 163V164H129ZM132 163V162H131ZM135 163H136V161H135ZM229 163V162H228ZM261 163V164H260ZM97 164V163H96ZM115 164V163H114ZM222 164V163H221ZM242 164V163H241ZM121 165V164H120ZM123 165V164H122ZM131 165H134V163H132ZM130 165V166H131ZM244 165V164H243ZM257 165V166H258ZM129 166V165H128ZM144 166V164H142L141 166H139L140 168L141 167H143ZM198 166V167H197ZM201 166V167H200ZM127 167V166H126ZM125 167V168H126ZM171 167V166H170ZM235 167V166H234ZM122 168H124L123 166H122ZM121 168V169H122ZM133 168V167H132ZM137 168V167H136ZM135 168V169H136ZM87 169H89V171L91 170L92 171V169L94 170V168L93 167H87ZM128 169V168H127ZM129 169H131V168H129ZM139 169V168H138ZM202 169L204 170L205 168H203L202 167ZM126 170V169H125ZM248 170V169H247ZM123 171H124V169H123ZM122 171V172H123ZM199 171H200V169H199ZM202 171V170H201ZM200 171V172H201ZM261 171V172H260ZM216 172V171H215ZM125 173V172H124ZM127 173V172H126ZM255 173H253V174H255ZM199 176H198V175ZM209 174H211V173H209ZM124 175V174H123ZM237 176L235 177L236 179H235V181H236V184H237V187H238V192H239V194H238V192H237V194L235 193H233V194H231V195H229V196H226V197H224V198H226V200L224 199H221L222 197V195L224 194V193H221L222 195L219 197V195L220 194H216V195H218V197H214V199H213V201H211V204H210V202H209V200H205V199H207L206 197H205V199H202L201 198V200H202V202H201V200H200V202L202 203V205L203 206H205V207H203V208H205V209H203V210H206L208 207L209 208H211L212 206H214V209L215 208H217V209H219V210H217L218 212L216 213V212H212V211H214V210H211V214H213V213H216L219 217H217V218H223V215L222 216H220V211L221 210H224V212L226 211V213L227 212H233V211H240V215L242 216V217H240V215H239V218H249L250 217V224H249V226H245V224H244V226H243V224H242V226H241V224L239 225L238 224V226H236V225H232V226H230L229 225V227H232V228H230V230L231 231H233V230H235V232H236V230L237 231H241V239L244 237L243 236V234L244 233H248V232H245L246 230L248 231H251L250 229V227H253V226H251L252 224V222H253V219L255 220V213L259 210H261V209H263L264 208V175H263V177L261 176V178H260V180H259V178L256 180L255 178L253 179V177H252V174H250V172L248 171V172H245V171H240L239 170V172L236 174ZM48 176H45V177H48ZM212 176H213V174H212ZM125 177V176H124ZM207 177V176H206ZM214 177V176H213ZM212 177V178H213ZM43 178V177H42ZM209 179H212L211 178V175H210V177H208ZM165 179V178H164ZM35 180V179H34ZM196 180V181H197ZM228 180H229V177H228ZM227 180V181H228ZM191 181V182H190ZM198 181H200V180H198ZM202 181V180H201ZM258 181V182H257ZM35 182V181H34ZM172 182V183H171ZM258 184H257V183ZM196 183V182H195ZM194 183V184H195ZM197 183H199V182H197ZM49 184H50V182H49ZM177 184H175V185H177ZM201 183H199V185H200ZM46 185V184H45ZM198 185V186H199ZM163 186V185H162ZM47 187H49V186H47ZM53 187V188H54ZM167 187H169V186H167ZM249 188L248 189V191L247 192H245V194H242V193H240V189L241 190H243L244 188ZM179 188H177V190L179 189ZM182 188V189H181ZM222 188H224L223 186H222ZM162 189V188H161ZM161 189H158L159 191H163L164 192V189L166 190V188H164L163 187V189L161 190ZM34 190V189H33ZM51 190V189H50ZM55 190V189H54ZM62 190V189H61ZM167 190H169V189H167ZM226 190V189H225ZM53 191V190H52ZM159 191H157V192H159ZM171 191V190H170ZM202 191V190H201ZM221 191H222V189H221ZM233 191V190H232ZM49 192V191H48ZM160 192V193H161ZM180 192V193H181ZM218 192V191H217ZM220 192V191H219ZM172 192H170V194H171ZM173 193H174V191H173ZM209 193V192H208ZM208 193H206V194H208ZM244 193V192H243ZM210 194V193H209ZM215 194V193H214ZM161 195V194H160ZM180 198H179V197ZM224 196V195H223ZM180 200H179V199ZM131 199V198H130ZM176 199V198H175ZM129 200V199H128ZM186 200V199H185ZM185 200H183V201H185ZM188 200V201H189ZM203 200H205V201H203ZM214 200H215V202H214ZM182 201V200H181ZM193 201V200H192ZM190 202V203H192L199 211L201 210L200 208H202V205L201 206H196L197 204H201L200 202H198V203H196V205H195V203L194 202ZM128 202V201H127ZM161 201H159V203H160ZM181 203V202H180ZM185 203V202H184ZM162 204V203H161ZM182 204V203H181ZM191 204V205H192ZM212 205L211 207H210V205ZM207 205V206H206ZM159 208H158V210H156L157 212H159L161 209V207L162 206H158ZM195 207L193 208V207H191L192 208V214L193 215H197V216H192V214H189L191 211H189V210H191L190 208H189V212H188V214L187 213H185L186 215H188V216H192V218H197L198 217V215L200 216V215H202V216H200V217H202L201 219L203 220V219H205V218H207L208 216H210L211 214L209 213L210 211L209 210H207L206 212L205 211H203L202 210V212H199V211H193V209H195ZM207 207V208H206ZM163 208V207H162ZM149 209V208H148ZM157 209V208H156ZM160 209V210H159ZM126 210V209H125ZM128 210H130V209H128ZM127 210V211H128ZM126 211V212H127ZM131 211V210H130ZM130 211H128V212H130ZM148 211V213H147V217H149V218H147V220L149 219V220H152V221H154V220H157L158 221V217L159 216H157V213L153 210V209H149V210H146V212ZM194 212H196L197 214H194ZM160 213V212H159ZM158 213V214H159ZM228 214V213H227ZM227 214L225 215V217L227 218ZM191 216H190V218H191ZM203 216H206V217H203ZM212 216V215H211ZM210 216V217H211ZM249 216V217H248ZM122 217V216H121ZM161 218H162V216H160ZM159 217V218H160ZM126 218L128 219V217L126 216ZM195 218V219H196ZM209 218V217H208ZM229 218V217H228ZM243 218V219H244ZM194 219V220H195ZM198 219V218H197ZM196 219V220H197ZM242 219V220H243ZM122 220H123V218H122ZM124 220H126L125 219V217H124ZM129 220V219H128ZM148 220V221H149ZM161 220V219H160ZM169 220V219H168ZM193 220V219H192ZM193 220V221H194ZM222 219H220L219 220V222L221 221ZM224 220V219H223ZM222 220V221H223ZM147 221V222H148ZM152 221H149L150 223L152 222ZM164 221H166V220H164ZM192 221V222H193ZM218 221V220H217ZM221 221V222H222ZM146 222V223H147ZM148 222V223H149ZM159 222H161V221H159ZM157 223L158 224V227L159 226H161V223H163V222H161V223ZM126 223H128V221L126 220ZM130 223V222H129ZM128 223V224H129ZM154 223V222H153ZM242 223V222H241ZM248 223V222H247ZM247 223H246V225H247ZM127 224V225H128ZM193 224V226H194V223H192ZM255 224V223H254ZM30 225V224H29ZM28 226V225H27ZM192 226V227H193ZM196 226V225H195ZM236 226V227H235ZM197 227V226H196ZM211 227V226H210ZM226 227V226H225ZM228 227V228H229ZM244 227H246V228H244ZM55 228H59V225H56V227ZM146 228V227H145ZM145 228H144V230H145ZM171 228V227H170ZM193 228H195V227H193ZM250 228V229H249ZM227 229V228H226ZM148 230V229H147ZM147 230H145V231H147ZM160 230H162L161 228H160ZM193 230V229H192ZM167 231V230H166ZM169 231V230H168ZM84 232H85V230H84ZM151 232H153V231H151ZM194 232L196 233L197 232V230L195 231V229H194ZM223 232V231H222ZM224 232H226L225 230H224ZM230 232V231H229ZM145 233V232H144ZM148 233V239L150 238H152V236H150L149 237V231L147 232ZM154 233V232H153ZM243 233V234H242ZM250 233V232H249ZM156 234V233H155ZM223 235L225 234V233H222ZM250 234H252V233H250ZM153 235V234H152ZM167 235H169V233L167 234ZM221 235V234H220ZM223 235H222V237H223ZM227 234H225L224 235V238H222V239H219L220 240V242H222L221 244H213V246L211 247V252H212V250H213V253H219V252H217V251H219L218 250V248H220V247H223V251L222 252H225V254H226V248H227V246H228V244H226L225 242H226V238H228V236L225 238V236H226ZM235 235V234H234ZM233 235V236H234ZM245 235V234H244ZM247 235V234H246ZM249 235V234H248ZM155 236L156 235H154L153 237H154V240L152 241V239H151V243H149V245L150 246H152L153 247V245L154 244H156V242H157V240H156V238H158V237H156L155 238ZM170 236V235H169ZM230 236H232V235H230ZM229 236V237H230ZM243 236V237H242ZM162 237V236H161ZM235 237V236H234ZM234 237H232V238H234ZM249 237V236H248ZM163 238V237H162ZM170 238V237H169ZM219 238H220V236H219ZM246 238V237H245ZM158 240H160V239H158ZM162 240V239H161ZM164 240H166V239H164ZM170 239H168V241H169ZM219 240H217L216 241V243H220L219 242ZM247 240V239H246ZM246 240H244V241H246ZM260 240V239H259ZM258 240V238L256 237V240H255V238L252 240V238H251V240H250V238L248 239V241H246V243H242V247L238 250V251H233L232 252V250H231V252H232V254L230 255V257H226V259H223L220 263L218 262V260H216L215 261V263L216 264H248V263H250L251 261V263L250 264H263L262 262H264V258L262 257L263 256V254H262V252H263V250H262V248L264 247V243H262V245H260L259 243H261V241H259ZM262 240V239H261ZM133 242H135V241H133V239H131V240H129V243L128 244H125V245H128L127 246V248H126V251L125 252H127V254H126V258H129V260L131 261H128V262H130V264H132V262H133V264H159L158 262L159 261H157V259L158 260H163L164 258H166V257H164L162 254V251H161V253L160 252H158V253H160V255L161 256H163V257H160V255L159 254H157V250L159 251V249H160V247H161V245H163V244H161V245H159L160 243H162V241H160L159 243L157 242V244H158V246H157V244L156 245H154V249L153 248H151L153 251H155L156 252V254H157V256L158 257H152V256H150V255H148L146 252H144V253H146L147 255H148V258H145L144 257V255H141V254H143V253H139L138 251H144V249H140L139 250V248H138V250H137V245L136 246H134L135 244H133ZM153 242H155L154 244H153ZM170 243H171V241H169ZM263 242H264V239H263ZM148 243V242H147ZM164 243V242H163ZM172 243H174V242H172ZM137 244V243H136ZM257 244L258 245H260L259 246V248L260 249H255L256 247L255 246H257ZM147 245V244H146ZM166 245V246H165ZM167 245L169 246L168 248H170V250L173 252V250L174 251H176V249H177V247L176 246H173L172 248H171V246L172 245H169V243L168 244H164L163 245V248H161V250H163L165 247L167 248ZM176 245H177V243H176ZM140 246V245H139ZM165 246V247H164ZM238 246H239V244H238ZM159 247V248H158ZM175 247V248H174ZM255 247V248H254ZM148 248H149V246H148ZM165 248V249H166ZM206 248H207V245H206ZM208 248H209V245H208ZM156 249V250H155ZM173 249V250H172ZM179 249V248H178ZM177 249V250H178ZM215 249H217V251H215ZM206 250H209V249H206ZM222 250V249H221ZM234 250V249H233ZM153 251H152V253H153ZM169 251V250H168ZM215 251V252H214ZM148 252H149V249H148ZM154 252V253H155ZM165 252V251H164ZM170 252V251H169ZM171 252V253H172ZM206 252V251H205ZM208 252V251H207ZM207 252H206V254H207ZM151 253V252H150ZM176 253V252H175ZM212 253V254H213ZM259 253V254H258ZM164 254H166V253H164ZM176 254H178V253H176ZM209 254H211V253H209ZM208 254V255H209ZM216 254H213V256L214 255H216ZM221 255H222V253H220ZM225 254H223V255H225ZM229 254V253H228ZM262 254V255H261ZM139 255L141 256V257H139ZM146 255V256H147ZM167 255V254H166ZM227 255V254H226ZM259 255H260V257H259ZM128 256V257H127ZM190 256V255H189ZM212 256V255H211ZM220 256V255H219ZM144 257V258H143ZM150 257V258H149ZM152 257V258H151ZM168 257H170V256H168ZM168 257L166 258V260L164 259L163 261H161L160 263L162 264V262H164L163 264H165L166 263V261H167V259H168ZM179 257V256H178ZM182 257V256H181ZM222 257V256H221ZM224 257V256H223ZM140 258V259H139ZM143 258V262H141V259ZM161 258V259H160ZM175 259H176V257H174ZM183 258H185V257H183ZM218 258V257H217ZM262 258H263V260H262ZM170 259V258H169ZM187 259H189V258H187ZM221 259V258H220ZM248 259V260H247ZM249 259L251 260L250 262H246V261H249ZM140 260V261H139ZM172 261H173V257H172V259H171ZM178 260H180V259H178ZM183 260V259H182ZM126 261V260H125ZM178 262V261H177ZM184 262V261H183ZM167 263H169V261L167 262ZM180 263L181 264H183L181 261H180ZM171 264H172V262H171Z\"/></svg>",
    "mask_w": 264,
    "mask_h": 264
}]
</instances>
